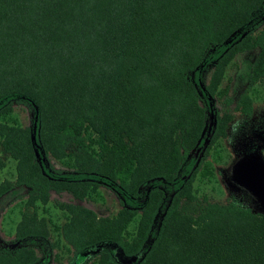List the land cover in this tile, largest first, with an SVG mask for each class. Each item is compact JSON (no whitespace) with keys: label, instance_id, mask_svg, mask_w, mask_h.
Instances as JSON below:
<instances>
[{"label":"trees","instance_id":"16d2710c","mask_svg":"<svg viewBox=\"0 0 264 264\" xmlns=\"http://www.w3.org/2000/svg\"><path fill=\"white\" fill-rule=\"evenodd\" d=\"M213 46L220 52L209 94L239 52L257 49L250 85L263 77L264 0H0V167L11 157L16 171L0 181V198L24 189L32 206L46 203L51 191L82 199L105 180L127 201L114 214L57 201L67 213L61 234L75 255L94 253L96 264H264V213L252 197L238 188L240 201L204 196L191 211L198 166L180 175L191 167L188 154L206 119L189 73L212 57ZM234 102L235 111L252 113L246 90ZM21 107L37 115L46 155L74 174L52 164L43 170ZM234 114L216 116L209 145L227 135ZM159 184L174 192L148 245L165 197ZM49 231L36 209L22 210L20 243L0 247V264H39L34 243L51 249Z\"/></svg>","mask_w":264,"mask_h":264},{"label":"rangeland","instance_id":"374dc122","mask_svg":"<svg viewBox=\"0 0 264 264\" xmlns=\"http://www.w3.org/2000/svg\"><path fill=\"white\" fill-rule=\"evenodd\" d=\"M246 31L247 29L242 33H233L225 40L224 46H222L220 51L225 50L231 42L240 38ZM217 51V46H213L207 54V56L212 57L205 59L189 73V78L194 83L206 111L205 125L201 137L196 146L188 154V161H192L191 167L187 172H181L180 174L181 178H187L198 166L194 180V192L197 199L191 203V211H195L194 208L204 203V196L209 201L227 202L230 200H241L239 198L242 195L241 191L237 189L240 187L231 188L227 185L225 179L229 173L231 163L238 156L236 154V147L239 145V135H244V131H248L247 129L252 126H257L259 127L258 129L264 127V76L257 79L251 85L248 77L249 64L254 59L257 49L237 53L224 70L219 90L215 94H209L206 90V84L217 59L214 54L216 53L217 55L220 52L217 53ZM244 90L250 94L253 103V111L248 116L242 115L234 109V99ZM229 98L232 100L230 101ZM225 110L235 113L233 120L228 125L227 135L219 137L214 143L209 145L215 127L216 116ZM18 112L21 121L30 127L36 157L43 170H46L50 167L49 164H52V169H59L62 175L74 174L73 168H69L66 164L46 155L37 139V124L35 122L37 115H34L32 111L27 110L25 107L18 109ZM208 146L211 147L206 153ZM257 147L260 148V152L264 156L262 150L264 146ZM3 159L5 163L0 167V181L4 178H14L16 175L15 160L11 157H3ZM150 183L144 184L139 188V195L134 199L135 201L139 202L142 200L146 188L148 190V186L152 184ZM159 185L163 188L165 197L162 206L155 215L151 233L146 242L148 245L152 240V235L158 230L162 216L174 192V187H167L165 184ZM242 190L245 191L244 189ZM26 198L27 195L24 189H20L19 193H8L0 198V247L12 250L20 243L15 238V228L21 218V211L28 210V212H32L36 209L37 214L44 216L47 220L50 230L49 246L50 242L53 243L51 249L44 250V247H42L44 241H35L34 244L40 256L39 264H96L93 257L94 253L75 255L70 245L63 238L61 225L65 221L67 213L58 206V200L73 201L86 205L94 209L99 215L114 214L122 205L121 203L127 202L115 187L105 180H100L97 190L82 199L73 198L67 191L60 193L51 191L50 199L46 203L37 201L36 205L32 206L25 203ZM94 250L96 249L94 248ZM45 251L48 253H45ZM140 257L141 253L135 258H131L129 262L132 263L133 261L135 263Z\"/></svg>","mask_w":264,"mask_h":264},{"label":"water","instance_id":"95a60500","mask_svg":"<svg viewBox=\"0 0 264 264\" xmlns=\"http://www.w3.org/2000/svg\"><path fill=\"white\" fill-rule=\"evenodd\" d=\"M225 181L231 188L240 187L249 193L257 210L264 213V156L257 146L234 159Z\"/></svg>","mask_w":264,"mask_h":264},{"label":"flooded vegetation","instance_id":"af4514ba","mask_svg":"<svg viewBox=\"0 0 264 264\" xmlns=\"http://www.w3.org/2000/svg\"><path fill=\"white\" fill-rule=\"evenodd\" d=\"M251 127V126H250ZM257 126L248 128V131H244L245 134H240L238 139V147H236V154L239 156L244 150L252 149L256 146H264V127L258 129ZM258 129V130H254ZM260 150V148H258ZM264 152V148L262 149ZM238 189V188H237Z\"/></svg>","mask_w":264,"mask_h":264}]
</instances>
